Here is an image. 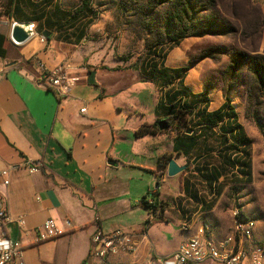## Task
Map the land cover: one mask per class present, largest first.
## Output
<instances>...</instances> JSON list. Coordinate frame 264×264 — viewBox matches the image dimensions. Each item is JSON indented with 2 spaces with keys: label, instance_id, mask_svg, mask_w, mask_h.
<instances>
[{
  "label": "crops",
  "instance_id": "1",
  "mask_svg": "<svg viewBox=\"0 0 264 264\" xmlns=\"http://www.w3.org/2000/svg\"><path fill=\"white\" fill-rule=\"evenodd\" d=\"M251 1L260 7L264 19V0ZM10 32L11 27L0 23V34L7 38V56L0 58L4 68L0 74V171L10 169L9 185L0 184V194L11 218L5 231L11 244L21 248L23 264H143L151 257L170 256L203 225L210 227L216 241L223 240L233 229L235 208L243 218L256 221L253 240L264 244L262 205L254 216L241 204H230L225 210L221 197L214 200V183L200 177V190L193 182L192 175L199 173L196 169L203 172L208 156L217 153L211 150L210 137H201L199 145L185 155L175 151L182 145V134L173 128L156 135H135L141 126L158 120L159 89L152 79L140 69L121 68V62L111 64L104 58L97 62L84 50L53 44L38 34L16 45ZM193 45L192 38L181 41L168 51L164 66L188 67ZM11 53L16 57L10 58ZM205 61L188 68L184 87L193 94L206 93L209 112L219 110L229 99L237 123L243 126L231 96L216 87L205 88ZM39 63L48 69L69 66L76 79L71 92L57 96L47 88L39 80ZM91 72L95 73L93 84L89 83ZM234 124L233 118H225L223 126L230 129ZM213 130V137L220 138L219 128ZM164 156L187 168L194 159L201 164L192 163L188 171L168 177ZM27 162L39 170L30 172ZM223 181L221 177L217 185ZM245 185L233 182L224 190ZM149 195L156 200V212L141 203ZM21 217L24 228L16 222ZM48 219L66 231L40 241L36 229ZM98 228L104 233L122 229L134 234L137 250L106 260L91 258V239ZM14 264H20L19 260Z\"/></svg>",
  "mask_w": 264,
  "mask_h": 264
},
{
  "label": "rangeland",
  "instance_id": "2",
  "mask_svg": "<svg viewBox=\"0 0 264 264\" xmlns=\"http://www.w3.org/2000/svg\"><path fill=\"white\" fill-rule=\"evenodd\" d=\"M84 2L0 0V23L8 29L16 21L7 13L24 20L40 18L28 23L39 37L84 50L97 62L102 58L111 64L121 62L125 69H148L150 60L162 61L171 37L189 34L195 45L187 68L206 59L205 88L216 87L231 96L251 141L252 175L245 178V187L223 191L222 208L241 204L250 216L257 214L260 205L264 208V19L260 7L251 0H89L82 10ZM187 4L189 16L181 21L180 10ZM15 57L11 53L10 58ZM153 82L161 97L168 88L161 81ZM210 138L211 150L217 152L219 138ZM213 156L219 164L217 155ZM223 175L227 178L222 185L234 182L230 169ZM191 178L200 189L201 178L197 174Z\"/></svg>",
  "mask_w": 264,
  "mask_h": 264
},
{
  "label": "trees",
  "instance_id": "3",
  "mask_svg": "<svg viewBox=\"0 0 264 264\" xmlns=\"http://www.w3.org/2000/svg\"><path fill=\"white\" fill-rule=\"evenodd\" d=\"M88 2L89 0H86V2L83 3L82 10L89 6ZM189 7L188 4L184 5L180 10L181 21H184L185 17L188 18ZM6 15L16 21L25 22L26 24H32L36 20V22H40V18L24 20L21 19V17L15 18L11 13H7ZM198 35H204V33L199 32ZM188 37L189 34L186 33L175 34L170 38L172 44L168 51L177 47L181 41ZM82 39V36H78V40ZM6 40V36L0 34L1 59H5L7 56V49L5 48ZM163 59L160 62L155 59L150 60L149 68L145 70L141 66L140 68L137 66L132 67V69H140L142 74L147 75V77L151 78L155 83L161 81L166 88H168L161 95L157 105V122L152 125L145 124L141 126L136 131L135 135L137 137L156 135L160 133L161 129L173 128L176 132L182 134V145L175 151L188 155L197 144L199 145L198 140L201 137L205 135L208 137L211 135L214 136L215 132L213 129L219 128L218 132L220 138L218 140V149L216 153L219 164L214 162L215 158L210 154L204 162L206 167L203 168V172L202 169H196L199 171L197 175L203 180L206 179L208 182L214 183V200L220 197L224 191L225 185H222L223 182L220 185L217 184L221 177H224V179L227 178L226 175H223L226 168L230 169V175L233 177L234 182L247 184L245 178L252 175V153L250 152L251 141L243 126L237 123V115L233 111L234 109L231 106L229 99L226 100V103L219 110L209 112V99L207 94H193L189 89L184 87V79L188 68L169 69L164 66ZM146 72L149 73L146 74ZM225 118H233L235 122L230 129H226L223 126ZM189 131H192L193 133L200 131V134L198 136H189L187 135V132ZM161 160H164L165 164L168 165L170 157L164 156ZM195 160L198 159L193 160V166L198 167L201 164V161L194 163ZM191 164L188 165L186 171L189 170ZM141 203L147 210H153L154 212L157 211V206L148 205L146 197L142 199ZM146 225H148V223Z\"/></svg>",
  "mask_w": 264,
  "mask_h": 264
},
{
  "label": "built area",
  "instance_id": "4",
  "mask_svg": "<svg viewBox=\"0 0 264 264\" xmlns=\"http://www.w3.org/2000/svg\"><path fill=\"white\" fill-rule=\"evenodd\" d=\"M34 26L29 25L31 35H35ZM41 72L39 80L57 96H66L76 83L71 77L69 66L58 65L48 69L39 63ZM4 68L0 66V74ZM84 112V110H82ZM30 172L39 170L37 165L26 163ZM10 169L0 171V184L9 185ZM149 206H156V200L149 195L146 197ZM234 226L231 232L221 241H216L208 225H203L197 235L185 242L176 252L167 257H151L143 264H201L205 261H215L221 264H263L264 244H256L253 233L256 228L254 219H245L241 210L235 208L232 212ZM11 221L7 213L5 198L0 194V264H14L19 260L23 264L21 248L18 244L12 245L5 231V225ZM20 228H24L25 220L21 217L16 220ZM67 227L71 223L67 221ZM66 230L61 228L53 219L46 220L36 229L40 241L55 238ZM137 250V241L134 234L122 229L104 233L97 229L91 239L90 257L106 260L110 256L121 252L134 253Z\"/></svg>",
  "mask_w": 264,
  "mask_h": 264
},
{
  "label": "water",
  "instance_id": "5",
  "mask_svg": "<svg viewBox=\"0 0 264 264\" xmlns=\"http://www.w3.org/2000/svg\"><path fill=\"white\" fill-rule=\"evenodd\" d=\"M44 34L49 35L48 32H45ZM10 38L12 42L16 45H22L28 42L32 38V35L29 31V24L13 21L11 24ZM94 76H95V73L91 72L90 77H89L90 84L94 83ZM197 161L198 160H195L194 163H196ZM186 169H187V166H180L173 159H171L169 160V163L167 166V176L174 177L184 172Z\"/></svg>",
  "mask_w": 264,
  "mask_h": 264
}]
</instances>
